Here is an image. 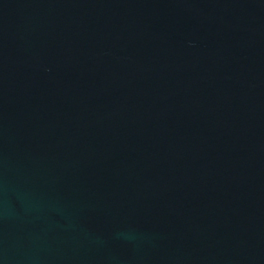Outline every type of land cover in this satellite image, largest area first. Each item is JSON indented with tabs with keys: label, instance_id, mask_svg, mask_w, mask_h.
Wrapping results in <instances>:
<instances>
[{
	"label": "water",
	"instance_id": "obj_1",
	"mask_svg": "<svg viewBox=\"0 0 264 264\" xmlns=\"http://www.w3.org/2000/svg\"><path fill=\"white\" fill-rule=\"evenodd\" d=\"M0 264H264V0H0Z\"/></svg>",
	"mask_w": 264,
	"mask_h": 264
}]
</instances>
